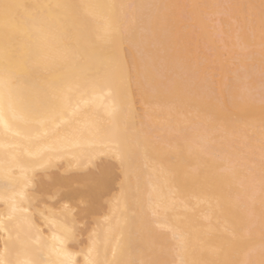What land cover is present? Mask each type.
<instances>
[{"label": "bare ground", "instance_id": "bare-ground-1", "mask_svg": "<svg viewBox=\"0 0 264 264\" xmlns=\"http://www.w3.org/2000/svg\"><path fill=\"white\" fill-rule=\"evenodd\" d=\"M0 264H264V0H0Z\"/></svg>", "mask_w": 264, "mask_h": 264}, {"label": "rangeland", "instance_id": "rangeland-1", "mask_svg": "<svg viewBox=\"0 0 264 264\" xmlns=\"http://www.w3.org/2000/svg\"><path fill=\"white\" fill-rule=\"evenodd\" d=\"M216 19H217V16H216ZM214 20H215V18H214ZM216 21H217V20H216ZM216 21H215V22H216ZM89 221H90L89 218L85 219V220H84V222H85V223H84V224H85L84 226L88 225V224L90 223Z\"/></svg>", "mask_w": 264, "mask_h": 264}]
</instances>
